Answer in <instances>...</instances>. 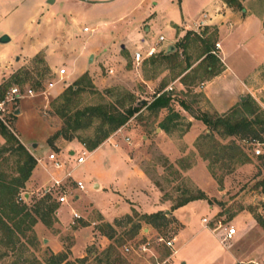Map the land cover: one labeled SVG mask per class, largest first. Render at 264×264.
Segmentation results:
<instances>
[{
	"label": "rangeland",
	"instance_id": "1",
	"mask_svg": "<svg viewBox=\"0 0 264 264\" xmlns=\"http://www.w3.org/2000/svg\"><path fill=\"white\" fill-rule=\"evenodd\" d=\"M205 1L187 0L184 3L183 7L189 20H194L195 15L210 12L204 5ZM153 19L154 23L150 31L152 41L154 42L160 36L164 39L159 43L160 47L173 46L174 48L172 53H175V58L167 61L166 65L162 64L170 69L169 73L157 83L156 87H153V90H144L143 87L127 90L123 87L110 86L106 88L111 90L108 95L103 93L105 89L97 90L99 94L84 90L77 98L76 107L109 103L118 108L120 104L125 107L131 105L139 108L143 102H150L156 94L168 92L172 94L170 109L182 114L178 106V103L182 102L187 107V111L184 115L182 114L183 116L179 115L180 118L172 123L166 135L168 140L160 142L154 131V128H157V122L167 114V111L160 110L156 116H152L140 107L139 112L126 123L127 134L112 139V143H117L124 149L146 180L160 192V201L166 203L163 207L166 211L169 212L178 202L198 196L199 192L209 199L216 210L215 215L211 216L215 210L206 215L204 209L199 212L192 210L185 236L198 229L201 217H205L201 221L208 219L205 222L211 230L220 226L215 231V233L220 232L218 241L224 227L233 228L234 239L228 243H219L223 250L231 251L237 257L234 264H248L251 260L257 264H264V228H261L252 218L253 215L264 223V192L261 190V181L264 176L262 170L264 147H259L261 153L256 156L253 151L257 147L249 145L247 138L244 141L236 137L227 138L222 136L220 131H207L205 127L201 128L202 130L198 129L196 124L190 127L186 119L188 117L192 119V122L199 124L200 122L192 117L202 114L210 118L218 116L210 110L205 99L198 93L200 84L206 77L204 65L193 67L194 69L182 78V89L162 90V88L168 81H172L185 65H195L198 62L199 46L192 41L191 37L188 38L189 44L184 53L179 46L175 45L187 31L180 20L178 0H164L160 12ZM36 22L37 18H34L30 12L16 16L13 28L19 34V39L15 47L9 48V51L14 50L12 55L15 57L19 54L17 50L21 43L28 45L39 34L35 28ZM166 22H172L174 27L167 29ZM27 24H29L28 27H26ZM3 25L0 24V33H3ZM77 26L79 29L82 27L81 24ZM75 28L71 29L70 40L60 41L63 46L55 45L51 48L50 52L58 57L55 64L58 70L63 67L69 72L71 68L69 57L77 55L81 49L85 34L75 31ZM61 33L64 35V30ZM43 37L44 42H53L55 37L53 29L46 31ZM212 39L214 41V38ZM89 49L91 48L87 47L84 53L86 54ZM96 49L98 53L91 67H94L99 74L102 71V75L106 76L104 69L112 64L111 58L108 57L110 51L104 54L107 48L102 44H96ZM213 49H215L214 44ZM62 54L68 58L62 59ZM85 54L80 61L88 63L91 54H88L87 58ZM215 54L218 58V54ZM99 56H103L105 61L100 65H98ZM18 66V83L14 84V80L10 79L9 87L17 86L20 90L30 89L33 95L9 105L8 109L13 113L9 119L10 131L6 130L17 142L20 143L19 140L22 139L25 150L32 158L34 155L42 157L46 153L58 154L59 148L61 149L64 144L61 143L58 146L56 140L51 142V146L46 144V139L50 138L62 124L54 114L51 102L52 98L62 92L64 84L70 83L73 78L61 79L47 90V84L56 80L54 73L49 72L40 77L41 72L43 73L41 65L26 63ZM13 68L10 73L1 74L4 78L0 80V85L15 73L17 68ZM154 68L159 67L155 65ZM261 81L264 82V78ZM124 92L132 95L131 101H127ZM262 96L260 100H264V95ZM15 110L19 113L21 111V115H14ZM47 125L50 129L46 130ZM96 126L97 123H94L88 131L76 134L82 139H87V134L92 135ZM71 141L79 144L75 139ZM232 144L245 155L247 160L245 163L236 161L233 151L228 148ZM4 147V141L1 138L0 148ZM67 150L62 151L60 159L65 162L67 170H71L70 179L66 180L55 194V196L64 195L66 202L60 205L56 203L54 193L50 199L51 203L57 205V209L62 205H68L71 211L61 224L56 221L47 227L37 222L32 227L33 239L16 235L12 250L0 247V264H48L50 254L64 256L69 264H160L164 261L166 264H178L171 260L173 249L157 242L161 238L163 241H172L173 246V239L180 225L171 220L170 213L165 215L166 217L163 215L164 221L149 220L151 224H146L147 220L142 218V213L133 210L126 215L116 217L122 209L114 207L118 197L115 192L107 190L105 184L110 185L111 181L113 183L116 181L120 186L129 184L123 170L114 169L117 157L113 154L117 153L116 149H113L111 145H105L78 166L75 165L74 158L79 150L69 156L71 157L69 159ZM87 153L90 152L87 151ZM0 157L8 159V163L0 169L4 174L13 175L16 157L7 152L1 153ZM37 166L36 170H32L16 198L18 203L24 204L30 210L40 198H43L44 191L49 190L52 184L45 174V170L51 169L49 163L44 160L42 167ZM72 182H80L83 191L75 190ZM47 203L50 204V202ZM73 213L77 215V219L72 218ZM157 213L163 214L162 211ZM242 214L246 217H242ZM126 216L130 217V221L125 219ZM104 224L112 226L113 233L105 228ZM135 226H138L139 230L136 236L131 237ZM104 234L112 235V239L108 241ZM34 236L36 245H34ZM181 239L182 237L176 239L175 247L178 243L180 244ZM109 245L113 246L114 251L106 262L104 251ZM124 249H127V252ZM192 253L196 258L199 256L197 251L189 252V254Z\"/></svg>",
	"mask_w": 264,
	"mask_h": 264
},
{
	"label": "crops",
	"instance_id": "2",
	"mask_svg": "<svg viewBox=\"0 0 264 264\" xmlns=\"http://www.w3.org/2000/svg\"><path fill=\"white\" fill-rule=\"evenodd\" d=\"M186 1L178 0L180 20L182 25L185 26L186 32L199 34L206 30V35H212L213 33L214 44H218L216 53L219 56L218 60L222 70L216 77L201 83L200 89H198V93L205 99L210 110L217 115H221L236 105L240 98L244 100L248 96L264 111V100H260V97L264 95V82L261 81L264 78V1L236 0L241 7L239 10L226 6L222 0H206L204 5L209 8L210 12L195 15L194 20H189L186 15L183 7ZM163 2L164 0H0V24H4L3 33H0V36L5 35L8 38L7 43L0 44V80L4 78V76H1L2 73H10V70L14 69L13 67L18 69V65H24L32 60L34 56L40 55L49 72L55 74L56 80L51 82L52 85L61 79L73 78L70 83L64 84L62 91L83 74L89 77L96 90L106 89L110 86L123 87L127 90H137L138 87H143L144 90H153V87H156L157 83L170 71L165 66L166 59H161L163 54H169L167 53L169 47H172L174 51L173 46L167 48L159 46L161 42H157V39L160 36L154 42L150 36L154 23L153 17L160 12ZM28 12L34 18H37L35 28H37L39 34L32 39L30 44L23 45L21 43L19 50H17L19 54L15 57L12 55L14 50L11 49L13 52L9 51V48L15 47L19 39V34L14 30L13 24L16 23V16H22V14ZM78 24L82 26L80 29L77 26ZM165 27L168 29L174 27V24L166 22ZM50 28L53 29L55 37L53 42L47 43L44 42L43 35ZM72 28L85 34V36L78 54L69 57V60L71 59L70 71L67 72L62 67L64 75L60 77L58 76V67L55 65L58 57H55L50 51L55 45L58 47L63 46L60 43L61 40H70ZM83 29H86V31L83 32ZM63 30L64 35L61 33ZM96 44H102L107 48V50H104V54L110 51L108 57L111 58L112 64L107 65L106 70L104 69L106 76L102 75V71L99 74L94 67H91L98 53ZM87 47L91 49L86 51L85 54ZM151 48L155 51L154 55L145 58V52ZM136 52L142 54L143 57L139 64H135L132 60V56ZM83 54H85V58L88 54H91V61L88 63L80 61L81 57L84 56ZM67 58L62 54V59ZM104 62L103 56H99L98 65ZM162 64L165 65L162 66ZM155 65H158L159 68H154ZM195 65H190L184 73L175 77L172 81H168L162 90L182 89L179 79L193 69ZM151 69L154 72L153 74ZM107 71H110V73ZM50 88H47V90ZM180 110L184 115L185 111ZM175 112L183 116L179 112ZM18 114L21 115V111L20 113L18 111ZM163 118L164 116L157 124ZM186 119L190 123V127L196 124L198 129H204L201 123L192 122L189 117ZM127 126L124 125L116 130L89 154L75 141L57 139L55 142H58V146L61 143L64 144L61 149L57 147L60 150L57 155L61 158L62 151L68 149L67 156L69 159L71 158L69 156L74 155L76 150H83L85 151L86 160L101 147L111 145L117 151L113 154L117 157L114 169L120 168L123 170L125 178L129 182L126 186H120L116 181L114 183L111 181L110 185L105 184L107 190L115 192L118 197L114 207L121 208L122 211L116 217L126 215L131 210L147 215L161 211L164 216L170 213L171 220L180 225V229L173 239L172 261L178 262V264H234L237 257L231 251L221 248L217 239L220 232L215 233L211 230L207 222L203 224L201 220L205 217H201L198 229L185 236L190 223L189 215H192L190 214L191 211L199 212L204 209L205 215L206 213L211 214L215 210L213 205L207 204L204 200H196L188 202L175 210L166 211L163 208L166 203L160 201V192L156 191L153 185L146 180L124 149L117 143H112V139L127 134ZM45 129L50 128L47 125ZM154 131L160 142L169 139L166 136L167 133L160 131L158 128H154ZM19 141L25 147L22 139ZM49 154L46 153L42 157L34 155V159L44 162ZM165 157L168 158L166 155ZM37 165L35 166L36 169ZM35 168L34 170H36ZM66 173H69V176L71 174V170L68 171L66 167L57 171H45L46 176L56 179L63 178ZM70 211L68 205H62L56 210V221L61 224ZM215 213L216 210L211 216ZM242 217L245 218L246 215L242 214ZM206 220L208 221V219ZM179 237H182V239L180 244L178 243L175 247V241ZM193 251L199 253L197 258L194 257L193 253L189 254Z\"/></svg>",
	"mask_w": 264,
	"mask_h": 264
},
{
	"label": "trees",
	"instance_id": "3",
	"mask_svg": "<svg viewBox=\"0 0 264 264\" xmlns=\"http://www.w3.org/2000/svg\"><path fill=\"white\" fill-rule=\"evenodd\" d=\"M228 7H234L241 9L240 5L236 0H222ZM264 27V22H263ZM205 30L202 33L195 34L192 32H186L182 39L176 43L184 53L188 47L189 37L192 41L199 46V58L198 63L195 67L203 66L204 73L206 74L203 82L216 77L222 70L221 64L217 57L211 54L213 51V37L211 34L206 35ZM213 35V33H212ZM175 58V53L163 54L162 60L166 61ZM29 64H39L43 68L40 77L49 73V70L44 65L40 55L34 56ZM190 67L189 64L185 65L177 73L175 77H178ZM194 69V68H193ZM18 69L12 76L8 78L3 84L0 85V100H2L6 90L9 88L10 79H13L14 84L18 83ZM189 70V72H191ZM187 72L184 76H186ZM182 76L179 81L182 83ZM84 90H91L95 94L99 92L93 87L89 77L86 74L80 76L76 81L67 86L56 98L51 102V107L54 108V114L61 120L62 124L55 133L46 139V144L51 146L53 140L62 139L64 141H71L75 139L81 144L86 151H93L100 146L110 135L116 130L126 125V123L139 112L140 107H143L152 116H156L158 111L166 110L167 114L157 124V128L164 133H168L172 123L180 118V116L170 109V103L172 102V94L168 92H161L154 96L148 103L143 102L140 107L123 106L120 104V108L115 107L109 103H101L96 105L84 106L82 108L76 107L77 98ZM104 94L108 95L111 93L110 89H105ZM127 101H131L132 95L124 92ZM200 95V94H198ZM57 105L56 107H54ZM178 106L183 110L187 111V107L179 102ZM73 109V110H71ZM194 120L199 121L207 131H220L222 136L231 138L236 137L239 140H246L256 142L264 147V111L260 110L253 100L248 96L244 100L238 102L236 105L231 107L225 113L210 118L206 114L192 117ZM97 123L92 135L87 134V139H82L77 132L88 131L91 126ZM0 137L4 141V148H0V154L7 152L12 156L16 157L14 162L13 175L4 174L0 169V247L7 249H13L16 235L22 237H32V227L37 222L44 226H50L52 223H56L55 213L57 205L51 203V196L44 195L40 198L34 206L28 209L24 204L16 201L19 190L23 188L25 182L30 177L32 170L35 168V159L31 157L25 150V148L15 140V138L8 133V131L0 125ZM233 151L235 159L241 164L247 160L245 155L242 154L240 149L232 144L228 147ZM8 163L7 158L0 157V168ZM264 163V158H263ZM264 173V164L262 166ZM261 190L264 192V176L261 181ZM196 200H204L207 204L210 201L206 199L202 192H199L198 196L190 199L178 202L171 207V210H175L179 207L184 206L186 203ZM47 202H50L48 204ZM47 203V204H46ZM142 218L147 220L146 224H151L149 220H162L165 217L162 213H155L150 215H142ZM253 220L261 227L264 228V223L252 215ZM125 219L130 221V217L126 216ZM104 227L113 233L112 226L104 224ZM139 230L138 226L133 228L131 237L137 235ZM101 232V230H99ZM108 241L112 239L111 236L103 235ZM34 245H36L34 236ZM114 251L113 246L109 245L105 249V261L109 258L110 254ZM48 264H69L66 262L65 257L60 254H50L48 258Z\"/></svg>",
	"mask_w": 264,
	"mask_h": 264
},
{
	"label": "built area",
	"instance_id": "4",
	"mask_svg": "<svg viewBox=\"0 0 264 264\" xmlns=\"http://www.w3.org/2000/svg\"><path fill=\"white\" fill-rule=\"evenodd\" d=\"M82 31L85 32L86 29H83ZM162 41H163L162 37H158L157 42H162ZM214 47H215V49L211 52V54L216 57L215 53H216V50H218V44H214ZM154 53H155L154 49L151 48L145 52L144 57L149 58L152 55H154ZM142 59H143L142 54H140L138 52L134 53L132 56V60L135 64H139L142 61ZM107 72L110 73V71H107ZM63 75H64V70L59 69L58 70V76L61 77ZM51 85H52L51 83H48L47 88H50ZM32 95H33V93L30 89L20 90L17 86L9 87L7 89V91L5 92L2 100H0V125L3 126L5 129L10 131L9 119H10L13 111H10L8 109L9 105H13L16 102H19L24 98H30V97H32ZM125 140L127 141V139H125ZM249 143H250L249 145L257 147L253 151L254 155H256V156L259 155L261 153L259 150L260 145L256 142H253V141H250ZM85 158H86L85 151L80 150L79 153L77 154V156L74 158L75 165L78 166V165L82 164L84 162ZM45 161L47 163H49V165L51 167V169H47V170L57 171V170H62V169H64V167H66L65 162L63 160H61L57 154H54V153L49 154L45 158ZM35 162H36V164H39V166L42 167V165H43L42 161L37 159V160H35ZM47 170H45V171H47ZM68 179H70L69 173H66L64 175V177L61 179H56V178L50 177V180L52 182L51 187L49 188V190H45L43 195H49L52 197L53 196L52 193H54V199H55L56 203H58L59 205L65 203L66 197L64 195L55 196V194L62 187L63 183H65V181ZM73 184H74L75 190H77V191L83 190V187H82L80 182H74ZM52 190H53V192H52ZM73 198L76 199L75 197H73ZM72 218L77 219L78 217L76 214L73 213ZM202 222H205V220H203ZM219 228H220V226H217L215 229H213V231H217ZM221 231H222V233H221L220 239H219V242L221 244L228 243L229 241H231L234 234H235L232 227H228V228L224 227ZM157 242L162 243L165 247L172 248V241H169V240L163 241L161 238H159L157 240ZM124 251L127 252V249H124ZM160 264H166V262L164 261ZM248 264H257V263L254 261H250V262H248Z\"/></svg>",
	"mask_w": 264,
	"mask_h": 264
},
{
	"label": "water",
	"instance_id": "5",
	"mask_svg": "<svg viewBox=\"0 0 264 264\" xmlns=\"http://www.w3.org/2000/svg\"><path fill=\"white\" fill-rule=\"evenodd\" d=\"M8 42V38L6 37V36H1L0 37V44H5V43H7ZM172 51V47H169L168 49H167V53H170ZM89 62L91 61V58H89V60H88ZM243 100V98H240L239 99V101H242ZM18 114V111L17 110H15L14 111V115H17ZM33 148L35 147L34 145L32 146Z\"/></svg>",
	"mask_w": 264,
	"mask_h": 264
}]
</instances>
